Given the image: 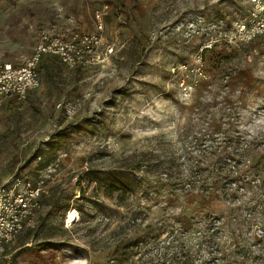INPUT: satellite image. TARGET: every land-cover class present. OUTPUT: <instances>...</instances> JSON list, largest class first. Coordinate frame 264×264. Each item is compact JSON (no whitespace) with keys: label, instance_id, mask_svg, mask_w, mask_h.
<instances>
[{"label":"rangeland","instance_id":"374dc122","mask_svg":"<svg viewBox=\"0 0 264 264\" xmlns=\"http://www.w3.org/2000/svg\"><path fill=\"white\" fill-rule=\"evenodd\" d=\"M250 8L249 0H0V62L26 61L43 30L100 39L95 63L73 69L47 58L40 86L0 108V185L49 179L33 220L3 250L11 264H142L171 239L192 249L199 233L183 228L206 213L226 218L225 237L237 214L259 251L264 172L240 164L249 180L241 185L230 159L245 145L264 149V36L234 37Z\"/></svg>","mask_w":264,"mask_h":264},{"label":"built area","instance_id":"2783aa9c","mask_svg":"<svg viewBox=\"0 0 264 264\" xmlns=\"http://www.w3.org/2000/svg\"><path fill=\"white\" fill-rule=\"evenodd\" d=\"M249 13L235 22L234 37L240 43L264 36V0H249ZM102 13L97 14L101 19ZM102 25L99 26V30ZM54 31V30H53ZM43 30L32 55L22 63L0 62V108L7 100L21 101L40 86L39 67L44 57L56 56L68 68H85L95 63L94 48L99 37ZM48 176L36 180L15 176L0 185V264H11L3 250L33 220L46 193Z\"/></svg>","mask_w":264,"mask_h":264},{"label":"trees","instance_id":"16d2710c","mask_svg":"<svg viewBox=\"0 0 264 264\" xmlns=\"http://www.w3.org/2000/svg\"><path fill=\"white\" fill-rule=\"evenodd\" d=\"M209 52L211 53L210 49H204L203 56H206ZM51 57L58 59L56 56H46L43 58L42 62ZM214 60H217V58ZM234 153L235 155H231L230 159L234 163L233 173L237 177L235 179L236 182L239 181L241 185L249 182L247 178L241 179L240 174L242 173L240 171L242 169L240 164H245V166L249 167V171L264 172V149H254L249 145H245V147L241 149V153ZM247 161L253 163L248 165L246 163ZM47 166L48 163L41 164V168ZM112 190L115 189L112 188ZM44 196L45 195H43L42 198H44ZM50 200V203H48V205L51 206L49 213L56 214L60 209L59 198L56 195H53L50 197ZM249 209L255 215L254 210L257 209L256 203L250 205ZM252 213L250 214V217L252 216ZM236 215L237 214L234 216L235 218L231 217L232 220L234 219L232 224L237 226V228L232 231L231 237H225L224 235L226 218L213 217L211 213H206L202 216L200 215V217H197V220L193 221V225H190V227L185 229L183 228L184 232L194 231L195 233H199L198 242L192 249L188 245H178L172 239L168 240L164 244L162 250L158 249L159 251L157 250L155 254L151 255L152 257H150L149 260L150 264H264V230L261 235L253 236L254 239L258 238L257 244L259 245V251L255 252L251 247L246 232L243 233V230L238 228L242 227V223L239 221L240 219L238 215L237 217ZM250 225L251 227L254 225V222H251V220ZM178 229V227H174L171 233L173 234L174 232H177ZM163 232L164 231L154 234L153 238L158 240ZM241 241L247 242L244 247H240ZM227 242H229L230 246H233V249L226 247ZM140 243L141 240L136 242L137 248L144 250V247H140ZM145 250L147 251L146 253H148L151 249L146 248ZM202 250L204 251V256L200 262H196L195 256ZM140 260L142 264H149V261L144 257Z\"/></svg>","mask_w":264,"mask_h":264},{"label":"bare ground","instance_id":"6f19581e","mask_svg":"<svg viewBox=\"0 0 264 264\" xmlns=\"http://www.w3.org/2000/svg\"><path fill=\"white\" fill-rule=\"evenodd\" d=\"M75 214L74 213H70L69 215H68V222H72V221H74L75 219Z\"/></svg>","mask_w":264,"mask_h":264}]
</instances>
